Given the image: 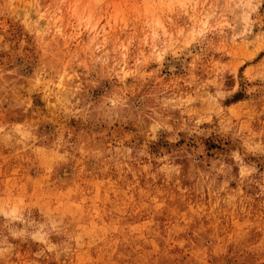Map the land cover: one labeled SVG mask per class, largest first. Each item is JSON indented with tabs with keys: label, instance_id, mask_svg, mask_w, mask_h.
Instances as JSON below:
<instances>
[{
	"label": "rangeland",
	"instance_id": "obj_1",
	"mask_svg": "<svg viewBox=\"0 0 264 264\" xmlns=\"http://www.w3.org/2000/svg\"><path fill=\"white\" fill-rule=\"evenodd\" d=\"M0 264H264V0H0Z\"/></svg>",
	"mask_w": 264,
	"mask_h": 264
}]
</instances>
